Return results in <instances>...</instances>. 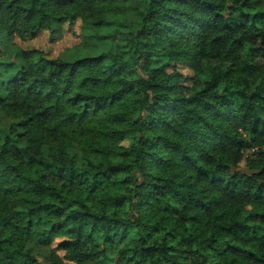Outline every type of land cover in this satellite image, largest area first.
<instances>
[{
	"label": "trees",
	"instance_id": "16d2710c",
	"mask_svg": "<svg viewBox=\"0 0 264 264\" xmlns=\"http://www.w3.org/2000/svg\"><path fill=\"white\" fill-rule=\"evenodd\" d=\"M7 45L0 264H264V0H0Z\"/></svg>",
	"mask_w": 264,
	"mask_h": 264
},
{
	"label": "rangeland",
	"instance_id": "374dc122",
	"mask_svg": "<svg viewBox=\"0 0 264 264\" xmlns=\"http://www.w3.org/2000/svg\"><path fill=\"white\" fill-rule=\"evenodd\" d=\"M109 29V30H108ZM100 30L96 33L98 34H106L108 31H111L110 28ZM81 32L80 25L77 27L73 28V31L71 32H65L63 37L55 42V43H50L48 41L47 36H41L37 41L35 42H28L23 43V42H18L17 46H20L22 48L26 47H36L40 49H44L49 53L51 57H58L60 54H62L64 51L72 48V47H77L80 45L82 38L79 37V34ZM20 44V45H19ZM111 46L110 41L107 40H94L92 44L89 47H82L81 49L78 50V53H76V49L74 52L69 53L68 57L73 59L74 57H96L103 53L104 51H107ZM77 54V55H74ZM1 62L3 63H19L21 59L18 57L17 50L14 46L12 45H7L5 47V54L4 56L0 59ZM261 115L264 118V110L261 111ZM61 242V239H57L50 247V249L54 250L58 255L64 256V252L58 250V245ZM44 249L40 250L39 252H43ZM40 260L42 261V264H44V258L40 257Z\"/></svg>",
	"mask_w": 264,
	"mask_h": 264
}]
</instances>
